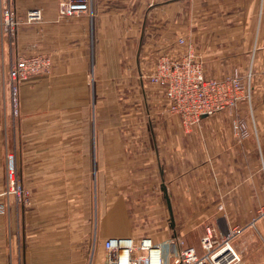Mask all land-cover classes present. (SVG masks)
<instances>
[{
  "label": "crops",
  "instance_id": "0c3cea01",
  "mask_svg": "<svg viewBox=\"0 0 264 264\" xmlns=\"http://www.w3.org/2000/svg\"><path fill=\"white\" fill-rule=\"evenodd\" d=\"M61 1L0 0V15L8 3L22 23L14 40L0 25V126L11 63L32 55L53 61L50 75L18 90L25 132L12 133L11 150L24 192L1 196L0 178V264H105L104 240L134 237L124 199L102 197L115 172L159 174L156 187L186 222L181 239L196 222L239 230L231 245L240 264H264V0H92V14L77 18L59 16ZM32 10L41 21L26 22ZM190 46L208 77L252 73L251 102L192 126L158 117L168 100L148 79L151 63L182 59ZM138 107L151 116L135 150L118 127ZM238 122L247 127L243 138Z\"/></svg>",
  "mask_w": 264,
  "mask_h": 264
},
{
  "label": "built area",
  "instance_id": "2783aa9c",
  "mask_svg": "<svg viewBox=\"0 0 264 264\" xmlns=\"http://www.w3.org/2000/svg\"><path fill=\"white\" fill-rule=\"evenodd\" d=\"M92 0H62L59 4L61 18H77L91 12ZM26 22L32 24L42 20L39 10L27 12ZM21 19L14 7L8 3L1 9V31L4 35L15 39L21 25ZM185 45V40L180 39ZM192 46L186 57L181 60L169 55H162L157 59L155 74L151 79L159 84L165 92L172 113L181 116L186 126H191L203 117L211 116L225 110H234L240 102H251V83L254 75L248 73L246 78L239 72H234L233 78L214 80L208 79L202 64L195 62ZM53 61L42 55L18 56L11 63L4 85L11 97L12 109L19 113L18 90L20 85L37 80L51 74ZM246 79H248L246 83ZM243 138L247 134V127L243 122L234 125ZM7 176L8 184L1 196L22 198L23 188L19 183L16 171V158L8 155ZM0 212H5V206L0 204ZM260 214H264V210ZM252 225H254L252 223ZM239 230L222 233L214 227H208L201 238L203 255L191 247H186L176 238L154 244L149 238L141 239L137 245L132 238H109L103 241L105 264H152L151 254L160 253L158 264H240V257L231 245V240ZM147 240H151L147 245ZM130 242L129 245L125 244ZM123 253L128 259L122 262Z\"/></svg>",
  "mask_w": 264,
  "mask_h": 264
},
{
  "label": "rangeland",
  "instance_id": "374dc122",
  "mask_svg": "<svg viewBox=\"0 0 264 264\" xmlns=\"http://www.w3.org/2000/svg\"><path fill=\"white\" fill-rule=\"evenodd\" d=\"M6 37L8 38L9 36H6ZM179 60H181V58ZM195 62H200V61L195 60ZM156 63L157 61H154L153 63H151V66H150L151 69L149 70L151 74L149 75L148 79L153 84H157L151 79V76L155 74ZM200 63L202 64V62ZM132 65L135 66L134 64ZM234 76L235 75L233 72L230 76H227V77L219 78V77H210V76L208 77L207 76V78L214 79V80H220V79L223 80V79L233 78ZM243 77L246 78L245 76ZM253 79H252V82H253ZM4 80H5V77H3L4 116H3L2 125L0 126V152H2L0 153L2 154L1 163H0V171H1L0 178L3 181V186L7 187V184H8V176H7L8 157L7 156L11 154L16 156L14 151L11 150L12 149V133L25 132V128L22 126V119H21L20 111L18 114H15L12 109L11 97L6 90L7 87H5L4 85ZM247 81L248 79H246V83ZM136 98L137 97L133 96L132 103H135V104L137 103L138 100L136 101ZM130 114L131 116L129 117V119L126 122H124L120 127H118V132L120 134H130L132 137V140L129 141V143H131L130 148L138 150V148L141 147L143 142L140 140L141 138L136 137V135L147 132L148 125H147L146 118L150 117L151 115L149 112L147 113V115H145V112L141 110V107L133 108V109L131 108ZM158 115H159L158 117L163 118V119L172 118L176 116L181 118L180 115H177L171 112L169 102L167 103L165 110L161 111ZM152 117L154 118L153 120L156 122L155 127H158L161 121L157 118L156 113H154ZM121 144H122V141H121ZM136 160L138 162V159ZM144 175H145V172L126 173V174H124L123 172H115L114 174L111 173V174H108V176H109V179L111 180L110 185H112V182H113V185L109 188V190L108 189L106 190V188L102 189V197L104 198V201L106 199L107 191H108V194L110 196H113L114 198L124 199L125 201L124 204H126L127 212L131 220V226L133 228L134 237H132V239H134V242L136 243V245L141 239H144V238L151 239L154 244L171 241L175 239L173 238L174 236L173 228L179 234V237L176 239L180 240L184 244V246L186 247L193 246L195 245L194 244L195 242L201 245L200 237L204 233V230L206 233V229H207V228L205 229V225L204 224L202 225L201 223L196 222L197 226L199 227H196V225L194 224L193 226L196 228H194L193 231L189 232V234L186 235L184 240L181 239L180 232L183 229L186 222L185 220H181V213L180 211H178V215H176V219H175V225L174 227L171 226V219H170L171 217H170V213H169L168 206H167L166 195L164 192L162 193V190H160V188L156 187L155 185L156 184L155 181L158 179L159 174L157 175L148 174V176H144ZM60 194H62V192H60ZM67 207L69 209L70 206H67ZM74 207L76 206H71L72 210H74ZM192 207L193 206H190V208ZM201 207L202 206H196V208L199 209L200 212H201ZM172 208H173V205H172ZM179 208L182 209V206H178V209ZM87 209H88L89 214L92 215L93 214L92 205L91 206L88 205ZM67 214L68 215L70 214V210H67ZM174 218H175V215H174ZM189 224H191L190 227H192V222H189ZM214 228H217V226ZM100 248L103 249L102 246H100ZM201 249H202V253L201 254L198 253L200 256L204 254V250L202 246H201Z\"/></svg>",
  "mask_w": 264,
  "mask_h": 264
},
{
  "label": "bare ground",
  "instance_id": "6f19581e",
  "mask_svg": "<svg viewBox=\"0 0 264 264\" xmlns=\"http://www.w3.org/2000/svg\"><path fill=\"white\" fill-rule=\"evenodd\" d=\"M149 240H147V245H149ZM125 244H127V245H129L130 244V242H126ZM159 258H160V253H158L157 251L156 252H153L152 254H151V263L152 264H158V260H159ZM127 259H128V255L126 254V253H123L122 254V256H121V260H122V262H125V261H127Z\"/></svg>",
  "mask_w": 264,
  "mask_h": 264
},
{
  "label": "water",
  "instance_id": "95a60500",
  "mask_svg": "<svg viewBox=\"0 0 264 264\" xmlns=\"http://www.w3.org/2000/svg\"><path fill=\"white\" fill-rule=\"evenodd\" d=\"M164 192H165V195H166L167 206H168V210H169L170 217H171V218H170V219H171V226L174 227V225H175V218H174V213H173L172 204H171L170 198H169V196H168L167 190L164 189Z\"/></svg>",
  "mask_w": 264,
  "mask_h": 264
}]
</instances>
